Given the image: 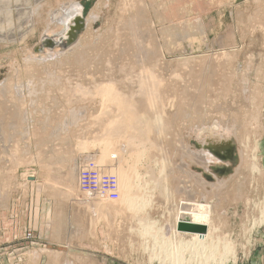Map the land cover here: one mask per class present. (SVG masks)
Segmentation results:
<instances>
[{
    "label": "rangeland",
    "instance_id": "374dc122",
    "mask_svg": "<svg viewBox=\"0 0 264 264\" xmlns=\"http://www.w3.org/2000/svg\"><path fill=\"white\" fill-rule=\"evenodd\" d=\"M73 3L82 6L69 24L83 25L71 31L76 41L67 44L68 32L63 48L43 44L61 36L64 26L52 18ZM143 67H154L142 77L155 85L136 93ZM108 84L139 103L134 114L148 127L141 133L153 147L138 146L139 171L168 167L138 216L117 202L118 188L115 200L82 192L97 186L85 187L81 173H102L105 147L94 142L106 109L95 92ZM0 99V264L83 254L102 264H161L156 245L169 238L175 247L181 202L211 207L209 232L219 236L209 233L205 246L218 249L200 251L201 263L179 253L181 264H264V0H0ZM134 120L124 132L133 134ZM119 136L104 154L110 167L128 160ZM207 142H228L227 151L214 157ZM107 173L99 174L101 190L113 178ZM135 216L163 230L156 245L142 241Z\"/></svg>",
    "mask_w": 264,
    "mask_h": 264
},
{
    "label": "bare ground",
    "instance_id": "6f19581e",
    "mask_svg": "<svg viewBox=\"0 0 264 264\" xmlns=\"http://www.w3.org/2000/svg\"><path fill=\"white\" fill-rule=\"evenodd\" d=\"M136 1V0H135ZM68 5V4H67ZM159 5V4H158ZM63 6V5H62ZM65 8V7H64ZM144 8H146V7H144ZM64 13V14H63ZM79 14V13H82V6L80 5V4H71V6H69V9H67L66 8V10L64 11H61V12H58V14H57V16L55 17V18H52L54 21H55V19L57 20V24H59V25H61V23H62V25L64 26V30H63V32H62V34H61V36H57L56 38L57 39H53L54 41V43H55V41H57L59 44H60V48H63V46H61V41H62V39L64 38V37H66L67 35L66 34H68V33H66L67 32V29L69 28V24H70V22H72V19L73 18H75L76 16V14ZM63 14V15H62ZM62 15V16H61ZM134 21V20H133ZM61 22V23H60ZM132 22V21H131ZM51 23V22H50ZM54 23V22H53ZM55 23V24H56ZM133 23V22H132ZM136 23V22H135ZM134 24V23H133ZM193 27V26H192ZM178 30V29H177ZM171 31V30H170ZM193 31V30H192ZM162 34H163V32H162ZM202 43V42H201ZM57 43H55L54 45H56ZM175 44V43H174ZM52 45V44H51ZM154 46H156V45H154ZM75 47V46H74ZM73 47V48H74ZM141 47V46H140ZM72 48V47H71ZM71 48H69V49H71ZM79 48V47H78ZM94 48V47H93ZM95 48H97V47H95ZM103 48V47H102ZM147 48V47H146ZM149 48V47H148ZM172 50V49H171ZM180 50V49H179ZM74 51V50H73ZM80 51V50H79ZM82 51V50H81ZM85 52V51H84ZM148 52V51H147ZM170 52V51H169ZM67 53V52H66ZM114 53V52H113ZM69 54V53H68ZM83 54V53H82ZM95 54V53H94ZM141 54H142V52H141ZM149 56V55H148ZM78 57V56H77ZM83 58V57H82ZM144 58V57H143ZM226 58V57H225ZM84 59V58H83ZM67 60V59H66ZM74 60V59H73ZM154 60V59H153ZM137 61V60H136ZM187 61V60H186ZM65 62H67V61H65ZM83 62H84V60H83ZM157 62V61H156ZM102 63V62H101ZM139 63V62H138ZM55 64V63H54ZM111 64V63H110ZM187 64V63H186ZM151 65V64H150ZM124 66V65H123ZM129 66V65H128ZM142 66V65H141ZM35 67V66H34ZM130 67V66H129ZM147 67V66H146ZM146 67H143L142 68V70H141V72H140V77L138 76V79L140 80H137V81H139L138 82V85H134L135 87L136 86H138V87H136L138 90L136 91V93L138 92V91H140V89H143V88H145L146 86V89H147V91L149 92L152 88H150V85H152V84H150L151 82H149V83H144V79H146V78H143L144 77V75H147V73H148V75H152V71H151V69L153 68L154 69V67H152L151 69L148 67V68H146ZM69 68V67H68ZM117 68V67H116ZM30 69V68H29ZM40 69V68H39ZM85 69V68H84ZM108 69L110 70L111 68H109L108 67ZM129 69V68H128ZM155 70V69H154ZM70 71V70H69ZM85 71V70H84ZM83 71V72H84ZM156 71V70H155ZM43 73H45V72H43ZM65 73H67V72H65ZM82 73V72H81ZM107 73V72H106ZM39 74V73H38ZM62 74V73H61ZM129 74V73H128ZM42 75V74H41ZM123 75V74H122ZM130 75V74H129ZM136 75V74H135ZM147 75V76H148ZM43 76V75H42ZM83 76V75H82ZM130 76H132V75H130ZM143 76V77H142ZM45 77V76H44ZM76 77V76H75ZM111 77V76H110ZM133 77V76H132ZM149 77V76H148ZM152 77V76H151ZM39 78V77H38ZM60 78H61V76H60ZM83 78V77H82ZM89 78V77H88ZM109 78V77H108ZM123 78H124V76H123ZM129 78V77H128ZM127 78V79H128ZM135 78V77H134ZM133 78V79H134ZM136 78H137V76H136ZM150 78V77H149ZM79 79V78H78ZM110 79V78H109ZM66 80V79H65ZM106 80V79H105ZM151 80V79H150ZM74 81V80H73ZM112 81V80H111ZM137 81H136V84H137ZM11 82H12V80H11ZM152 82H155V83H157L156 82V80L154 79V81H152ZM66 83V82H65ZM132 83V82H131ZM135 83V82H134ZM68 84V83H67ZM127 84V83H126ZM129 84V83H128ZM66 85V84H65ZM78 85V84H77ZM95 85V84H94ZM117 85V84H116ZM145 85V86H144ZM155 85V84H154ZM154 85H152V86H154ZM157 85V84H156ZM122 86H123V84H122ZM126 87H127V85H125ZM144 86V87H143ZM21 87V86H20ZM35 87V86H34ZM65 87V86H64ZM69 87V86H68ZM71 87V86H70ZM69 87V88H70ZM91 87V86H90ZM89 87V89H91ZM133 87V86H132ZM143 87V88H142ZM148 87H149V89H148ZM16 88V87H15ZM62 88V87H61ZM72 88V87H71ZM70 88V89H71ZM78 88V87H77ZM156 88V87H155ZM155 88H153V89H155ZM79 89V88H78ZM145 89V90H146ZM49 90V89H48ZM57 90V89H56ZM65 90V89H64ZM74 90V89H73ZM156 90V89H155ZM155 90H154V92H155ZM86 91V90H85ZM132 91H133V88H132ZM142 91V90H141ZM152 91V90H151ZM87 92V91H86ZM90 92V91H89ZM59 93V92H58ZM63 93V92H62ZM95 93H97L98 95H99V97H101V99H102V101H104V104H105V109H106V111H104V115H105V117H106V120L104 121V123H103V126H105L104 127V129L102 130V133L101 134H99V136H98V134L96 135L97 137H95V142L94 143H98V145L100 146V145H103V148H104V153H103V157L102 158H100V160L98 161V163H97V166L99 167V169H101L100 171L102 172L101 174H105L106 172H109V173H107L108 174V176H109V174H110V176H111V174H112V176L115 178V184H117V192H118V195H119V197H118V201L117 202H119L122 206H124L126 209H128L129 211H131L130 213H132L133 212V214H137V216H138V214H142V212L146 209V207H148V205H149V201H150V193H151V191H152V188L153 187H155L156 186V180H157V178L160 176V178L161 179H166V177L168 176H166V169L168 168H166L165 166H164V164L163 163H161L160 164V167L158 168V173L155 175L154 174V168H151L150 166H146V168L145 169H147V172L146 173H141L140 171H139V169H138V167H137V165L136 164H138V165H143V163H144V161L142 160L143 158H144V154L140 151V149H139V147L138 146H140V145H142L143 143L144 144H147L149 147H151L152 145L149 143V141L146 139V138H144V139H146V140H144L143 139V137H142V133L141 132H143L144 133V131H142V126H144L143 128H148V127H146L145 125H140L139 123H141L142 121H141V119H142V117L140 116H137L136 114V111H135V109H138L139 110V108H137V107H140L139 106V103H135L134 101H131L128 97H126V95L125 94H120V92H118L116 89H114V85H111V84H108V85H104V86H102V87H100V88H98V91L97 92H95ZM140 93V92H139ZM146 93V92H145ZM88 94V93H87ZM90 94V93H89ZM141 95H142V92L140 93ZM144 94V93H143ZM151 93H146V95H150ZM156 94V93H155ZM155 94H153V92H152V95H155ZM68 95V94H67ZM72 95V94H71ZM85 95H86V93H85ZM129 95V94H128ZM18 96V95H17ZM21 96V95H20ZM50 96V95H49ZM96 96V95H95ZM139 96V95H138ZM145 96V95H144ZM156 96V95H155ZM82 97H84V96H82ZM133 97H135V96H133ZM132 97V98H133ZM149 97H151V95L149 96ZM153 97V96H152ZM20 98V97H19ZM70 98V97H69ZM72 98V97H71ZM78 98H80V99H82L81 97H78ZM77 98V99H78ZM140 98H142V97H140ZM73 99V98H72ZM135 99V98H134ZM137 99V98H136ZM148 99V98H147ZM150 99V98H149ZM149 99L148 100H146V101H148L149 102ZM1 100V99H0ZM79 100V99H78ZM139 100V99H138ZM151 100V99H150ZM11 101V100H10ZM140 101H142V100H140ZM6 102V101H5ZM8 102V101H7ZM68 102H70V101H68ZM67 102V103H68ZM139 102V101H138ZM151 103H153L152 101H151ZM66 104V103H65ZM148 104V103H147ZM140 105H142V104H140ZM151 105V104H150ZM56 106V105H55ZM62 106V105H61ZM110 106H112L113 107V109H116V110H112V107H111V109L109 110V109H107V108H110ZM144 106H146V104L144 105ZM8 107V106H7ZM21 108V107H20ZM60 108V107H59ZM104 109V110H105ZM133 109H134V111H133ZM142 109V108H141ZM103 112V111H102ZM5 113V112H4ZM7 113V112H6ZM100 113V112H99ZM134 113H136V114H134ZM223 114V113H222ZM98 117L96 118L97 119V121H98V118H99V115H97ZM7 117V116H6ZM42 117V116H41ZM100 117H102L101 115H100ZM104 117V118H105ZM137 117H139L138 119H137ZM13 118V117H12ZM103 118V117H102ZM101 119V118H100ZM134 119H136V121L138 120V124L140 125H138L136 128H135V126H134V128L135 129H133V134L131 135L130 133H127L126 131L124 132V130L126 129V130H128L129 128H128V125H129V122H132V121H135ZM155 119V118H154ZM159 119V118H158ZM19 120H21V119H19ZM69 120V119H68ZM94 120V119H93ZM17 121V120H16ZM2 123V122H1ZM134 123V122H133ZM42 124V123H41ZM97 124V123H96ZM100 124V123H99ZM105 124V125H104ZM136 125V124H135ZM17 126V125H16ZM132 126V125H131ZM214 126V125H213ZM216 126H218L217 125V123L215 124V127L214 128H217ZM35 127V126H34ZM95 127V126H94ZM93 127V128H94ZM133 127V126H132ZM64 128V127H63ZM46 129V128H45ZM97 130V129H96ZM130 130V129H129ZM128 130V131H129ZM1 131V130H0ZM37 131V130H36ZM138 131V133H136ZM212 131H206V133H208V134H210ZM21 133V132H20ZM35 133V132H34ZM124 133H127V134H130L129 136L126 134V138L128 137V140H130V141H127V140H123L124 138H123V135H124ZM135 133V134H134ZM141 133V137H142V139H141V137H140V139L141 140H138L137 142L139 143V144H137L136 146H134V147H132L134 144H135V141L138 139V135ZM94 135V134H93ZM118 135H120L119 137H121L122 138V140L123 141H127L128 143H126V145H125V148H123L124 150V152L123 153H125V152H128V156L126 155V157L128 158V160H125L126 162L124 163V161L122 162V163H124L125 165H124V167L123 166H121L122 164H121V162H120V160L119 161H117L115 164L116 165H114V163H113V165L115 166V167H113V165H111V167L109 166V156L107 157L106 155L104 156V154L105 153H108L109 152V150H111L112 148L110 147L112 144V142L110 143V141L111 140H113L114 138H116ZM125 136V135H124ZM16 137V136H15ZM18 137V136H17ZM217 137L218 138H221L219 141H217V142H225L224 140L225 139H222V137L221 136H218L217 135ZM94 138V137H93ZM120 138V139H121ZM125 138V139H126ZM91 139V138H90ZM117 140V139H116ZM84 142V141H83ZM216 142V143H217ZM96 143V144H97ZM122 143V142H121ZM125 143V142H124ZM132 143V144H131ZM205 143H206V141H204V144L203 145H205ZM207 143H210V142H207ZM84 144V143H83ZM82 144V145H83ZM114 144H115V142H114ZM228 142L227 143H221L220 145H215V146H213L211 143L209 144V145H207V146H204V148L205 149H207L208 151H210V153L214 156V157H217L215 154H216V152L218 151H227L226 149L228 148ZM81 146V145H80ZM86 146V145H85ZM91 146H93V145H91ZM97 146V145H96ZM153 147V146H152ZM200 147V146H199ZM203 147V146H202ZM155 149V148H154ZM15 151V150H14ZM224 152V153H225ZM204 153V152H203ZM101 154V153H100ZM201 154V153H200ZM102 156V155H101ZM202 156V155H201ZM198 157V156H197ZM13 158V157H12ZM125 158V157H124ZM36 159V158H35ZM205 159L207 160V159H209L210 161H211V158H210V155L209 154H207V153H205ZM123 160V159H122ZM134 160H136L135 162H134ZM139 160H140V162H139ZM142 160V161H141ZM10 161V160H9ZM133 161V162H132ZM114 162V161H113ZM130 162H132V163H134V164H130ZM143 162V163H142ZM11 163V162H10ZM18 164V163H17ZM121 164V165H120ZM141 165V166H142ZM126 168V169H125ZM140 168V167H139ZM142 168V167H141ZM143 170V169H142ZM141 173V174H140ZM100 174V175H101ZM103 174V175H104ZM154 177L156 178V180L154 179ZM167 179H168V177H167ZM102 182V181H101ZM103 183V182H102ZM99 184V183H98ZM91 202H93V201H91ZM94 203V202H93ZM102 204L101 203H98L95 207L96 208H99V206H101ZM102 207V206H101ZM211 207H209L206 203H192V202H185V203H179V205H178V208H176V209H178V210H176V215H174L175 217H174V222H173V225H172V227H173V232H172V234L171 235H174L173 237H175L176 238V245H175V247H171V246H173V244L171 245V243H169L168 241L166 242L165 241V237L164 236H162V238H161V240L163 239V237L165 238V239H163V241H161L160 240V238H159V240L162 242V244H160V243H158V244H160V245H156L155 243H156V241L158 242V240H157V238H158V236H161V235H158V234H160V233H158V232H162L163 230H160L159 231V229L160 228H157V229H155L154 227L155 226H153V225H149L150 224V222L149 223H147V218H148V216L147 217H145V218H138L137 216H135V217H137L138 218V225H137V227L140 229V230H142V233H141V231H140V237L142 238V241L144 240V239H149V238H151V239H153V242L152 243H154V245H156V246H158L157 247V251H156V253L159 255V253H163V255H160V256H158L157 258H159V262L161 263V264H181L183 261H182V258H181V256H182V253H190V255H192L194 258H195V260H198V259H196L197 257L198 258H200L201 259V257H203V255H200V251H201V253H203L202 252V250L204 251V249H205V252L207 251L208 253H210L211 254V252H214L215 250H217L218 248H216V246H211V247H209V249L207 248V246H205V243H206V238H209L208 236H210L209 235V233L212 231V230H214V229H211V231L209 230V227H210V225H208V223L210 224V221H212V219H211V209H210ZM97 210V209H96ZM144 213V212H143ZM147 214V213H146ZM174 214H175V212H174ZM148 215V214H147ZM187 218H189V220L188 221H186V219ZM214 218V217H213ZM149 219V218H148ZM172 220H173V218H171ZM211 219V220H210ZM171 220V221H172ZM190 223V224H192V225H195V226H204V227H207V233L206 234H201V233H199V231L198 232H188V233H186V232H183V231H180L179 229H178V224L179 223ZM212 223V222H211ZM70 227V226H69ZM163 228V227H162ZM211 228V227H210ZM172 229V228H171ZM68 230V229H67ZM73 231V230H72ZM210 231V232H209ZM155 234H154V233ZM165 232V231H164ZM67 233H68V231H67ZM157 233V234H156ZM170 233H171V231H170ZM189 234V235H188ZM211 235H215V233H210ZM218 234V233H217ZM69 235V234H68ZM183 235H188L189 236V239H188V241L186 240V241H184L183 240V238H181ZM231 235V234H230ZM244 235V234H243ZM63 236V235H62ZM168 236V235H167ZM215 236H218V235H215ZM187 237V236H186ZM186 237H184V238H186ZM211 238H213L214 239V237L213 236H210V238L209 239H211ZM218 238H219V236H218ZM150 239V240H151ZM167 239H169V238H167ZM166 239V240H167ZM173 239V238H172ZM212 240V239H211ZM211 240H207L208 242H209V244H207V245H211L210 244V241ZM223 240H226V239H224L223 238ZM222 240V241H223ZM152 241V240H151ZM155 241V242H154ZM143 242H145V241H143ZM166 242V243H165ZM173 242V241H172ZM175 242V241H174ZM205 242V243H204ZM233 242V241H232ZM214 243H216V241L214 242ZM219 243V242H218ZM223 243V242H222ZM229 243V242H228ZM230 244V243H229ZM170 246V248H172V249H167V247H169ZM206 248H205V247ZM218 246H219V244H218ZM149 247V246H148ZM152 247V246H151ZM166 247V248H165ZM211 248H213V249H211ZM233 248V247H232ZM245 248V247H244ZM153 250V249H152ZM209 250V251H208ZM163 251V252H162ZM179 253L181 254V256L179 257ZM187 254V255H188ZM190 255H188V257L190 256ZM57 256V255H56ZM183 256H184V254H183ZM214 257V256H213ZM54 258V257H53ZM187 258V257H186ZM208 258V257H207ZM184 259V258H183ZM191 259V261L193 260L192 258H189V260ZM199 259V260H200ZM204 259V258H203ZM194 260V261H195ZM198 260V261H199ZM198 261H197V263H198ZM186 262V261H185ZM193 262V261H192ZM188 263V262H187ZM200 263H201V260H200ZM69 264H71V263H69ZM184 264V263H183Z\"/></svg>",
    "mask_w": 264,
    "mask_h": 264
},
{
    "label": "built area",
    "instance_id": "2783aa9c",
    "mask_svg": "<svg viewBox=\"0 0 264 264\" xmlns=\"http://www.w3.org/2000/svg\"><path fill=\"white\" fill-rule=\"evenodd\" d=\"M99 174L96 173V175H94L93 178L92 177H84L85 175H83L82 173L80 174V176L83 177L82 183L85 187L89 188L91 186L90 184L97 186L96 189L93 191L84 192L82 190V192L87 196L92 195V194L95 195V197H97V195L98 196L103 195V196H105V198H106V196H108L109 199L115 200L117 197V193H116L117 184H115V178L111 177L109 179V180H111L110 182H109V180H104L103 181V183H104L103 189L101 190L100 184H98V181L100 179ZM105 178L107 179L108 177H105Z\"/></svg>",
    "mask_w": 264,
    "mask_h": 264
},
{
    "label": "water",
    "instance_id": "95a60500",
    "mask_svg": "<svg viewBox=\"0 0 264 264\" xmlns=\"http://www.w3.org/2000/svg\"><path fill=\"white\" fill-rule=\"evenodd\" d=\"M77 21H82V19L81 18H78L76 20V22ZM81 27H83V25L82 24H79V23H78V25H76V28L75 27H72V26H69V28L67 29V32L66 33L69 32V37L68 38H70V39H68V38L65 39V40L68 39L67 40V44L68 45H70L71 43H73L74 41H76V36L74 35V33L71 34V31L73 29H75L74 31H77V29H79ZM50 42L52 43L53 42V39L47 38L42 43L45 44L46 46L52 47L51 44H50ZM65 46L66 45H64V47ZM177 227H178V229L180 231H183V232H186V233H188V232H191L192 233V232H198V231H199V233H203V231H205V227L204 226H195V225H192L190 223L187 224V223H182L181 222V223L178 224Z\"/></svg>",
    "mask_w": 264,
    "mask_h": 264
},
{
    "label": "crops",
    "instance_id": "0c3cea01",
    "mask_svg": "<svg viewBox=\"0 0 264 264\" xmlns=\"http://www.w3.org/2000/svg\"><path fill=\"white\" fill-rule=\"evenodd\" d=\"M77 4H79V3H77ZM71 245H72V243H71ZM58 259L54 258L53 262H50V264H66V263L67 264H69V263H71V264H102L97 259L94 260V259H90L88 256L85 257L84 254H83V256L82 255H80V256H78V255H73V256L72 255H68V257H62L59 260Z\"/></svg>",
    "mask_w": 264,
    "mask_h": 264
}]
</instances>
